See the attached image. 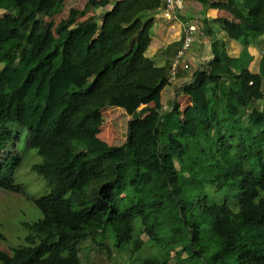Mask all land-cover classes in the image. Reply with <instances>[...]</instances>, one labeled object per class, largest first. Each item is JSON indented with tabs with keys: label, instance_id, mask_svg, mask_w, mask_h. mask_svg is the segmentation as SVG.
Wrapping results in <instances>:
<instances>
[{
	"label": "trees",
	"instance_id": "trees-1",
	"mask_svg": "<svg viewBox=\"0 0 264 264\" xmlns=\"http://www.w3.org/2000/svg\"><path fill=\"white\" fill-rule=\"evenodd\" d=\"M201 1L226 13L229 38L264 35V0ZM162 3L88 0L56 24L65 0H0V189L23 190L29 148L51 188L2 264H87L80 244L107 229L118 247H143L142 231L162 245L142 264H264V55L257 71L247 48L240 70L217 56L195 73L194 106L133 118L122 145L100 136L103 109L167 77L147 55Z\"/></svg>",
	"mask_w": 264,
	"mask_h": 264
},
{
	"label": "rangeland",
	"instance_id": "rangeland-1",
	"mask_svg": "<svg viewBox=\"0 0 264 264\" xmlns=\"http://www.w3.org/2000/svg\"><path fill=\"white\" fill-rule=\"evenodd\" d=\"M87 1L88 0H65V6L62 12L53 16L51 19L58 24L69 15L72 8H82ZM99 1L100 0H91L92 4L97 7L96 12L101 13L104 10L98 7ZM222 12L224 13V11ZM214 28V31L219 30L217 26ZM216 33L218 34L220 31ZM192 50H195L200 55L194 54L196 57V60L193 61L195 66H191L189 71H191L192 68L195 69L199 67L200 63H202L201 56L203 58L212 57L213 55L208 38L203 32L201 24L199 34L195 36ZM194 69L192 71H194ZM139 102L140 101H137L131 95L126 94L112 104V106L103 109L104 111L98 115V121L102 124L100 136L106 139L110 144L122 145L125 143L127 139L128 122L135 117L146 119L152 113L144 116V110L141 109L142 107ZM180 102L182 103L183 101L181 100ZM259 105L263 108L264 101L260 102ZM169 108L170 107H167V109ZM24 134L27 137V134ZM42 160V156L36 149H25L24 160L16 174V181L22 185L23 190L20 193H15L0 189V249L2 250L12 251L14 247L25 244L24 239L28 234V230L24 227V223H33L42 218L41 211L33 203L34 198L45 196L51 190L49 181L33 170V165L42 162ZM139 237L143 239L144 246L133 251V244H125L122 247H118L111 229L98 232L88 237L80 244V257L82 261L87 264H142L145 259L159 257L160 254L165 251L163 248H160L162 245L158 244L160 246L158 247L155 241L149 239V235L146 232L142 231ZM185 240L190 244V238L187 239L186 237ZM104 244L108 245L110 248H107ZM191 254H193V252L191 249H188L187 252L182 253V258L185 259L187 255L189 257ZM210 254H212V251H207L205 258ZM195 259L196 258L191 259L190 262L180 261L177 263L176 256H172L171 263L199 264ZM193 261H195V263ZM0 264H2L1 261Z\"/></svg>",
	"mask_w": 264,
	"mask_h": 264
},
{
	"label": "crops",
	"instance_id": "crops-1",
	"mask_svg": "<svg viewBox=\"0 0 264 264\" xmlns=\"http://www.w3.org/2000/svg\"><path fill=\"white\" fill-rule=\"evenodd\" d=\"M212 1L214 0H209V2ZM183 3L184 7L177 18H164L161 13V7L157 11L148 13L154 22L151 29L152 41L147 50V55L157 66L167 67L168 73L159 87L143 101L139 102L141 109L144 110V116L151 112H158L163 115L168 111H172V109L175 112L183 113L194 106L196 92L192 83L195 80V73L206 70L212 63L216 64L220 60L217 59V56L222 55L221 62L225 60V57L234 58L237 61V69L240 70L246 60L243 58V50L247 48L248 52L253 56L249 64V70L257 71L259 62L264 55V35L249 39H231L223 30L224 20L227 16L225 13L210 7L209 3L205 4L201 0H183ZM187 19L197 22L199 26L201 24L213 55L212 57L203 58L201 56L202 63H200L198 68H192L194 71H182L175 81H171L169 79V66L181 43L182 21ZM215 26L219 27L217 31H220V33L217 34V31H214ZM195 53L200 55L195 50L191 51L190 60L192 67L195 66L193 62L196 60ZM237 69L236 71L238 72L239 70ZM181 100L183 101L182 103L180 102ZM167 107L170 108L167 109Z\"/></svg>",
	"mask_w": 264,
	"mask_h": 264
},
{
	"label": "built area",
	"instance_id": "built-area-1",
	"mask_svg": "<svg viewBox=\"0 0 264 264\" xmlns=\"http://www.w3.org/2000/svg\"><path fill=\"white\" fill-rule=\"evenodd\" d=\"M184 7L183 0H163L161 6L162 16L166 19L177 18ZM200 26L189 19L182 21V38L173 60L169 66V79L175 81L182 71L191 69L189 53L193 48L195 36L199 33Z\"/></svg>",
	"mask_w": 264,
	"mask_h": 264
}]
</instances>
